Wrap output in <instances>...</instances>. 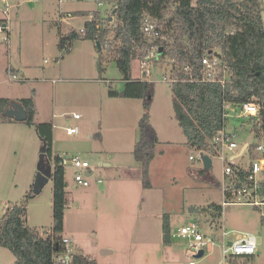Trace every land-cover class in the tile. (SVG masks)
<instances>
[{
  "label": "rangeland",
  "instance_id": "obj_1",
  "mask_svg": "<svg viewBox=\"0 0 264 264\" xmlns=\"http://www.w3.org/2000/svg\"><path fill=\"white\" fill-rule=\"evenodd\" d=\"M7 5L11 30L8 42L0 40V98L17 101L33 96L35 121L54 124V151L68 159L80 156L93 170L88 175L90 185L81 186L74 180L75 169L65 162L68 248L92 256L98 264H189L185 239L171 237V242H165L163 225L167 220L173 233L193 220L206 223L205 208L223 201V161L218 154L211 155L212 168L204 171L201 151L186 144L174 112L172 84L163 79L171 72V64L168 60L156 63L149 75L154 83L149 115L159 142L145 185L142 163L134 153L145 99L109 94L111 86L122 90L124 81L116 61L107 49L99 50L95 41L82 37L67 48L59 46L61 36L84 28L96 12L115 22L114 0H104L102 6L97 0H7ZM5 6L0 0V7ZM142 72L141 59H133V77H142ZM76 109L80 119L72 117ZM228 111L226 127L237 133L239 144L228 152L231 158L244 144L259 140L249 131L247 117H237L241 107ZM69 126H78L79 132L69 135ZM41 149L34 125L0 121V217L9 200H20L24 186L35 182ZM256 156L257 152L246 149L235 163L248 167ZM48 179L30 200L27 213V223L42 234L53 224V181ZM262 209L235 203L224 207L225 225L234 230L233 238L237 231L251 232L258 243L253 256H230L227 264H264ZM14 261L13 252L0 246V264ZM196 261L223 264L219 243L211 255Z\"/></svg>",
  "mask_w": 264,
  "mask_h": 264
},
{
  "label": "trees",
  "instance_id": "obj_2",
  "mask_svg": "<svg viewBox=\"0 0 264 264\" xmlns=\"http://www.w3.org/2000/svg\"><path fill=\"white\" fill-rule=\"evenodd\" d=\"M114 3L115 22L110 16L103 17L96 12L85 22V33L73 29L61 36L59 46L63 49L67 42L71 44L82 37L100 41L116 61L124 81L122 90L111 86L109 94L145 99V111L139 123L140 140L134 149L136 158L142 163L145 185L149 183L148 168L159 142L149 115L154 83L148 78L133 77L132 60L143 59L154 45L162 49L157 65L168 60L171 75L181 79L171 85L173 107L190 149L210 156L219 153L213 139L227 124L226 104L235 107L250 101L261 104L259 117L251 116L247 121L249 131L257 140L263 138L264 20L261 0H114ZM146 18L157 25L159 36L143 31ZM215 53L220 54L219 77L224 79V85L207 80L208 70L202 63L205 56ZM102 62L100 60L101 67ZM17 101L28 112L24 122L34 125L45 147L38 171L44 169L53 181V224L50 231L42 234L27 223L28 204L35 197L30 189L20 200L6 205L0 217V246L13 252V264H56V257L68 249L64 243L68 205L66 168L60 153L53 149V123L35 121L34 97ZM13 103L9 98H0V121L15 120L4 114ZM259 141L248 143L247 149L255 151ZM231 164L243 178L249 171L250 166ZM205 210L209 217L219 220L223 205L213 202ZM163 229L164 241L171 242L172 232L167 220ZM69 257L68 264H98L92 256L75 249Z\"/></svg>",
  "mask_w": 264,
  "mask_h": 264
},
{
  "label": "built area",
  "instance_id": "obj_3",
  "mask_svg": "<svg viewBox=\"0 0 264 264\" xmlns=\"http://www.w3.org/2000/svg\"><path fill=\"white\" fill-rule=\"evenodd\" d=\"M6 4L5 7H0V40L5 42L9 41L11 30V19L9 15V6L7 0H3ZM24 2H32L36 0H22ZM99 5H104V0H97ZM143 31L150 36H159L160 31L157 25L150 19L146 18L143 26ZM82 33H85V29H81ZM69 43L65 44V48L69 47ZM161 48L159 46H152L147 55L141 59V66L143 69L142 77L148 78L152 73V67L156 66V63L160 60ZM220 55L215 53L212 56H205L202 59V63L206 70H208L207 80L212 82H221L225 84L223 78H220L221 63ZM188 69V66H186ZM226 70V69H225ZM12 78L17 79L15 73H11ZM163 79L171 84L180 81L181 79L176 75H171V72ZM55 82V80H54ZM231 104H226L227 110L231 109ZM241 112L237 114V117H259L261 112V104L250 101L242 104ZM228 113L225 115L228 117ZM75 119H80V113H74ZM79 132L78 126H69L67 133L69 135ZM214 144L218 148V156L223 161V179L220 182L223 193V211L219 220L210 216L206 223L200 221H190L178 228L176 232L172 233V237L184 238L187 243V254L189 256V264H197L196 259L200 252H203L201 257L209 256L214 251L216 243H219L222 253V262L227 264V259L230 256H253L257 251V237L251 232H239L235 234L233 238L234 230H228L225 225V219L223 217L224 207L230 204H249L253 205L260 210L264 207V136L257 144L255 151L257 157L251 162L249 171L245 174L244 178L241 177L233 167L235 159L241 155H235L231 158L228 157L229 151H234L239 147L237 142V133L235 131L228 130L227 127H223L219 130L214 139ZM227 151V152H226ZM227 155V156H226ZM62 163L70 162L75 169L74 180L78 185L88 186L90 182L88 180L87 170L90 168V163L86 159H82L80 156H72L70 159L63 157ZM190 159H194V156H190ZM240 165V164H239ZM53 166V165H52ZM98 182H101L99 179ZM264 217V212L263 215ZM64 243L67 245L70 243L68 237L64 238ZM72 249L68 248L65 255L57 261L56 264H67V257L71 253Z\"/></svg>",
  "mask_w": 264,
  "mask_h": 264
},
{
  "label": "water",
  "instance_id": "obj_4",
  "mask_svg": "<svg viewBox=\"0 0 264 264\" xmlns=\"http://www.w3.org/2000/svg\"><path fill=\"white\" fill-rule=\"evenodd\" d=\"M96 44H97L98 49L101 50L102 45H101L100 41H96ZM4 114L8 117L14 118L15 120L21 121V122H24L28 119V112L26 111L24 106L18 101H14L13 105L5 110ZM247 147H248V143L244 144L242 146L239 154H237V155H242L244 153V151L247 149ZM44 153H45V147L43 146L41 149V158H43ZM200 158L203 161L204 169L206 171L210 170L212 168L211 156L205 152H201ZM48 177L49 176L47 175V173L44 169L38 171L37 176L35 178V182H34L33 187H32V190L35 194H38L42 191L43 184L45 183L46 180H49ZM193 211H194V208H190V212H193ZM103 252L109 253V252H111V250H104ZM202 255H203V252H200L198 254V257H201ZM69 260H70V257L68 256L67 257V264L69 263Z\"/></svg>",
  "mask_w": 264,
  "mask_h": 264
},
{
  "label": "crops",
  "instance_id": "obj_5",
  "mask_svg": "<svg viewBox=\"0 0 264 264\" xmlns=\"http://www.w3.org/2000/svg\"><path fill=\"white\" fill-rule=\"evenodd\" d=\"M93 16V15H92ZM92 16H91V18H92ZM140 78V77H139ZM135 79H138V78H135ZM22 98H24V97H22ZM21 99V98H20ZM36 104V103H35ZM74 113H80V111L79 110H75L74 111ZM74 113H73V115H74ZM81 114V113H80ZM73 115H72V117H73ZM50 122H52V121H50ZM53 123V122H52ZM54 125V124H53ZM67 131V130H66ZM56 152H58V151H56ZM59 153V152H58ZM93 173V170H92V168L90 167L89 168V170H87V174L88 175H91ZM33 184H34V181L32 182V181H30V183H27L25 186H24V189L23 190H25L24 192V195L30 190V189H32V187H33ZM68 184V183H67ZM23 195V196H24ZM21 199V198H20ZM10 202H12V201H14V200H9ZM15 201H18V200H15ZM67 207H68V205H67ZM5 209V208H4ZM65 237H68V236H66V235H64ZM69 238V237H68ZM70 239V238H69ZM70 242H71V239H70ZM258 245V244H257ZM251 257V256H250Z\"/></svg>",
  "mask_w": 264,
  "mask_h": 264
}]
</instances>
